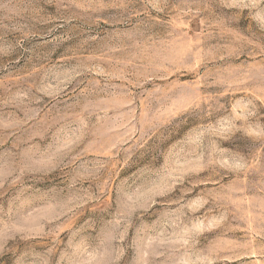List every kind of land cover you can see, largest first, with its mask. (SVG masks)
Listing matches in <instances>:
<instances>
[{"label": "rangeland", "instance_id": "obj_1", "mask_svg": "<svg viewBox=\"0 0 264 264\" xmlns=\"http://www.w3.org/2000/svg\"><path fill=\"white\" fill-rule=\"evenodd\" d=\"M0 264H264V0H0Z\"/></svg>", "mask_w": 264, "mask_h": 264}]
</instances>
